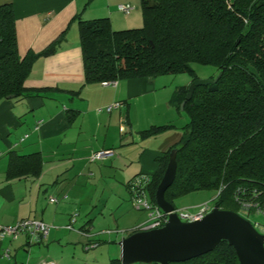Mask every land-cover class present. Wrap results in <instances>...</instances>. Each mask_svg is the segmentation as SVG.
Returning <instances> with one entry per match:
<instances>
[{
    "label": "crops",
    "instance_id": "0c3cea01",
    "mask_svg": "<svg viewBox=\"0 0 264 264\" xmlns=\"http://www.w3.org/2000/svg\"><path fill=\"white\" fill-rule=\"evenodd\" d=\"M139 2L13 0L20 55L43 50L62 33L64 38L52 54L35 61L25 80V94L0 102V226L25 218L51 226L41 241L26 234L0 239V264L48 260L61 264V257L51 251L62 252V243L81 239L84 247L92 242L99 245L105 241L101 233H112L96 226L98 216L106 219L105 195L119 199L115 212L110 208L109 215L121 238L146 222L141 213L131 209L145 212L134 206L130 182L139 175L151 177L158 168L157 158L184 134L187 122L181 124L178 110L170 103L177 87H167L168 79L161 76L120 79L115 85L85 83L78 30L79 19L102 17L109 19L113 30L140 27ZM118 4H130L132 9L123 13ZM114 103L119 106L107 112L105 108ZM149 111L159 112L158 116L151 117ZM152 126L168 127L143 136L141 132ZM102 149H113L115 154L92 160L91 155ZM10 151L38 152L42 157L40 175L7 178ZM91 187L94 190L89 195ZM51 197L56 201H50ZM73 214L76 229L88 235L66 228ZM42 243L45 248L33 246ZM4 259L7 262H1Z\"/></svg>",
    "mask_w": 264,
    "mask_h": 264
},
{
    "label": "trees",
    "instance_id": "16d2710c",
    "mask_svg": "<svg viewBox=\"0 0 264 264\" xmlns=\"http://www.w3.org/2000/svg\"><path fill=\"white\" fill-rule=\"evenodd\" d=\"M139 7L140 27L113 30L106 17L78 20L85 83L183 72L193 81L192 63L216 66L221 72L217 81L196 86L185 101L184 134L157 158L147 191L156 202L169 153L176 149V175L165 199L175 207V199L183 195L223 186L215 204L237 211L232 198L237 185L264 188V0H140ZM63 38L64 33L43 50L20 55L13 0H0V102L25 94L35 61L52 54ZM187 91L188 85L174 91L170 103L176 109ZM167 127L152 126L141 133L146 137ZM41 171L38 152L10 151L7 178L38 177ZM110 264L121 261L111 259ZM169 264L239 261L234 248L221 240L203 255Z\"/></svg>",
    "mask_w": 264,
    "mask_h": 264
},
{
    "label": "water",
    "instance_id": "95a60500",
    "mask_svg": "<svg viewBox=\"0 0 264 264\" xmlns=\"http://www.w3.org/2000/svg\"><path fill=\"white\" fill-rule=\"evenodd\" d=\"M220 75L221 72L211 79H194L180 104L181 109L196 86L212 84ZM13 97L8 95L7 99ZM176 168V149H172L155 192L157 205L168 213L167 221L159 228L138 230L124 236L119 241L121 264L185 261L213 250L221 240L234 248L239 264H264V234L236 211L214 204L210 212L194 221H182L173 212L175 207L165 199L164 193L175 179Z\"/></svg>",
    "mask_w": 264,
    "mask_h": 264
},
{
    "label": "built area",
    "instance_id": "2783aa9c",
    "mask_svg": "<svg viewBox=\"0 0 264 264\" xmlns=\"http://www.w3.org/2000/svg\"><path fill=\"white\" fill-rule=\"evenodd\" d=\"M117 9L123 13L128 14L132 9L130 4H118ZM117 80L103 81V85H115ZM118 103L111 104L105 108L107 112H110L113 108L118 107ZM115 154L113 149H102L94 152L91 155L92 160H102L111 157ZM151 181V177L147 175H139L134 177L130 182L132 191V198L134 206L137 209H143L148 211V219L146 222L135 228L138 230H150L163 226L168 218V213L162 211L156 202H152L147 191V186ZM223 186H220L216 191V196L220 193ZM214 198V199H215ZM233 201L237 207V213L242 217L248 219L254 228L261 234H264V188L248 184H239L235 187L232 193ZM50 201H56V198L51 197ZM195 212L186 211V209L174 208L178 217L182 221H194L201 219L208 212L212 210L210 202H204L197 206ZM75 222V216L71 218V222L66 225L67 229L75 230L83 235H88L87 232L76 229L73 226ZM50 225L32 218H25L17 221L13 225L0 226V239L5 237H11L13 239L18 238L21 234L28 235L32 240L41 241L47 238ZM98 245V242H92L85 246V249L94 248ZM4 255L8 257V250H5ZM39 264H55L54 261H42Z\"/></svg>",
    "mask_w": 264,
    "mask_h": 264
},
{
    "label": "rangeland",
    "instance_id": "374dc122",
    "mask_svg": "<svg viewBox=\"0 0 264 264\" xmlns=\"http://www.w3.org/2000/svg\"><path fill=\"white\" fill-rule=\"evenodd\" d=\"M141 25H142V22H141ZM192 67L195 71L197 79H211V78L216 77L219 73L217 67L214 65H211V64L192 63ZM160 76H161V78H164V80L166 78L168 79V82H167L168 86L167 87L172 88V90H174L176 87H178L180 85H188L189 86L191 84L192 78H193L187 72L178 73V74L160 75ZM160 76H157V77H160ZM177 110H178L177 113L179 114V121L180 122L182 121L181 124H185L188 121V116H187L186 112L184 110H182L181 107H180V110L179 109H177ZM120 111L125 113L124 109H122ZM117 112L118 111H116V113ZM158 113L159 112H156V111H149V114L151 117L158 116ZM179 132H180V135L183 134L182 129H180ZM93 190H94V187H91L89 189V195L93 192ZM116 193H119V192H116ZM118 195H120V194H118ZM215 195H216V191H214V190H199V191H194V192L188 193L186 195H183V196L175 199L174 203H175V207L177 209H181V210L186 209V211L195 212L198 209L197 206H199L200 204H202L204 202H210V205L213 207L215 204V199H214ZM105 196H106V200H108L107 208H105L106 219L104 220L101 217V220H100V217L98 216L99 219L96 221V226L99 225L98 228L101 227L102 229L106 228L105 231L110 230V231H112V233H110V234L101 233V237H103V239H105V241H102L96 248H90L89 250L85 249L81 239H79L78 241L71 242V243H62V245L64 247L62 252L59 249L54 251V252L51 251V253H53V255H57V258L59 256L62 258V259L59 258V261L61 264H110L111 259H113V258H119L120 259L121 249H120V245H119V240L122 239L121 238L122 234L120 231L116 232L115 226L112 223L110 224V220L112 222L113 217L111 215H109L110 214L109 209L112 208V212H113V210L119 204L118 203L119 199L115 196H109V195H105ZM233 208H234V206H233ZM131 209L133 210V212H136L138 214L141 213V215H143V217L146 218V220L148 219V211L147 210H145V212H144V211H137L132 207H131ZM119 210H120V208H119ZM141 210H143V209H141ZM73 215L76 216L75 214H73ZM75 219H76V217H75ZM73 226H74V228H78V224H76L75 222L73 223ZM68 230H70V229H68ZM108 238H111V239H108ZM33 246H35V247L40 246L42 248L46 247L43 243L39 244V245L34 244ZM10 250L12 253L13 250L12 249H10ZM1 262H7V260L4 259ZM133 264H156V263L136 262Z\"/></svg>",
    "mask_w": 264,
    "mask_h": 264
}]
</instances>
